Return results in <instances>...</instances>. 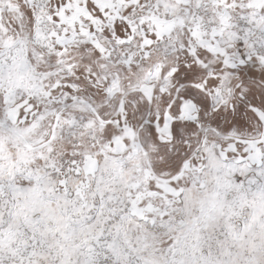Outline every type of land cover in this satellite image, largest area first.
<instances>
[{
	"label": "snow or ice",
	"instance_id": "obj_1",
	"mask_svg": "<svg viewBox=\"0 0 264 264\" xmlns=\"http://www.w3.org/2000/svg\"><path fill=\"white\" fill-rule=\"evenodd\" d=\"M0 264H264V0H0Z\"/></svg>",
	"mask_w": 264,
	"mask_h": 264
}]
</instances>
